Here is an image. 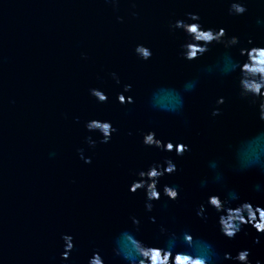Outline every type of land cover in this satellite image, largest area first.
Listing matches in <instances>:
<instances>
[{
  "label": "water",
  "instance_id": "water-1",
  "mask_svg": "<svg viewBox=\"0 0 264 264\" xmlns=\"http://www.w3.org/2000/svg\"><path fill=\"white\" fill-rule=\"evenodd\" d=\"M232 3L245 15H229ZM190 13L201 30L264 46V0H0V264H151L152 248L168 264H233L224 254L243 249L264 264V236L254 243L249 225L228 240L218 227L245 202L264 209V97L243 84L260 78L240 71L237 48L178 28ZM189 45L208 51L188 60ZM153 165L177 168L157 182L159 201L140 178ZM134 183L145 188L131 194Z\"/></svg>",
  "mask_w": 264,
  "mask_h": 264
},
{
  "label": "clouds",
  "instance_id": "clouds-1",
  "mask_svg": "<svg viewBox=\"0 0 264 264\" xmlns=\"http://www.w3.org/2000/svg\"><path fill=\"white\" fill-rule=\"evenodd\" d=\"M247 12V6L243 3H232L229 8V15L234 16H244ZM188 20L191 23L178 22L177 27L183 28L188 34L194 35L197 42H202L204 45H211L213 42L215 44H223L225 47H234L237 48L241 57L247 55L248 62L243 63L240 71L242 73L248 74L252 77H259L260 82L257 83L255 81L249 83L247 79L243 81L244 87L247 91L252 92L256 96L264 97V93L261 92V87H264V46L259 44H255L252 39H248L246 46H241V42L238 37L232 36L230 39L226 38V31L223 27H220L218 30L213 28H208L206 30H201L202 25L200 23V17L198 14L190 13L188 15ZM250 49V50H249ZM207 47H194L189 45V55L187 56L188 60L197 59V53L207 52ZM147 55V53H145ZM94 95L98 96L101 101H104L106 97L101 95L99 92L94 93ZM120 102L123 103V97H120ZM223 103V100H221ZM261 110L264 112V104L261 105ZM261 119H264V115H262ZM91 127H101L98 124H93ZM109 125H103L105 130V134L107 135V129ZM146 143L152 145L155 143L156 147H162L159 142H154L153 137L150 135ZM173 145L171 143L167 144L165 151H172ZM188 147L183 144L176 149L178 156H183V154L188 151ZM86 164L91 163V161H85ZM159 165H153L149 168V170L141 171L140 178L143 181L145 177L147 180L152 181V183L146 185V195L149 201H159L161 199V193L157 191V182L160 181L165 175H172L177 171L175 165L168 166L163 169V171H158ZM145 188V184L143 183H134L131 187H129L128 191L131 194H135L138 189ZM163 195L167 197L170 201H176L178 199L179 193L175 187H171L168 185L163 186ZM247 200V199H246ZM207 206L211 209H215V213L217 216L222 210L221 206V197L218 194L209 195L207 198ZM149 211L152 210V205H148ZM204 210V206H201L200 212L197 215H200ZM247 211L248 219L245 220L241 215L242 211ZM258 213V217H257ZM251 226V229L255 230L257 234V239L254 240V243L259 244L260 240L258 237L264 236V209L261 207H257L255 212L252 210V204L245 202L243 203L242 209H237L235 211L229 210L228 219L225 220L223 216H219L218 227L220 234L228 240H234L241 233L242 228H248ZM186 242L189 244L192 241V236H185ZM139 247V246H137ZM71 248V245H69ZM141 254L151 261V264H168L169 259L171 258V252H165L162 256L161 250L159 248H152L147 251H141ZM250 250L243 249L239 250L235 256H232L231 253H225L223 259L231 260L233 264H250L249 261ZM61 259L66 260L68 256L65 254L61 257ZM92 264H100L99 259H96L92 262ZM143 264V261H141ZM174 264H205V260L203 259H192L190 256L177 254L174 260ZM256 264H260V261H257Z\"/></svg>",
  "mask_w": 264,
  "mask_h": 264
}]
</instances>
